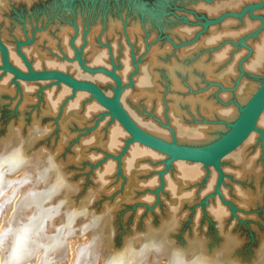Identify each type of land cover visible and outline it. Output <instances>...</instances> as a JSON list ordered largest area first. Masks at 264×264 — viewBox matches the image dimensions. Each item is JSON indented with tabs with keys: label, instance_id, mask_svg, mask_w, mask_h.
<instances>
[{
	"label": "rangeland",
	"instance_id": "374dc122",
	"mask_svg": "<svg viewBox=\"0 0 264 264\" xmlns=\"http://www.w3.org/2000/svg\"><path fill=\"white\" fill-rule=\"evenodd\" d=\"M258 1L260 0H1L0 43L8 52L11 51L20 62L22 68H16L26 72L27 67L17 49L30 64V58L25 52L26 50L30 51V47L34 45L41 33H47L49 36L51 34L50 37H55L58 29H66L69 35L68 47L71 55L67 56L63 51L49 54L51 61L64 64L65 70L45 69L44 67L34 70H57L67 73L78 80L96 85L110 98L115 88L114 81L102 72L91 74L84 71L78 64L76 54L80 56L87 67L103 68L107 71L114 68L117 75V70H120L122 65L121 56L126 52L132 64V71L125 83L121 81V87L126 86L122 89V93L131 89L137 66L146 59L147 51L162 44H170V46L173 44L168 39L173 29H187L193 34L191 40L172 45L174 48H179L181 45L193 44L200 37L212 32L211 30L226 26L233 30L237 29L238 32L245 24V27L241 29L242 33L240 31L233 38H223L217 46L213 47L212 51L216 54L228 47L229 59H235V55L243 50L239 62L245 59L248 61L249 57H252L254 46L251 43H255L253 41L264 33V23L263 25L260 23L262 19H256L259 16L264 19V8L253 11L255 19H251L246 14L241 18H226L213 25L207 24L206 21L215 19L227 11H239L246 4ZM207 6H215L218 11L207 12L205 9ZM108 20L119 23L120 32L117 36H113L115 38L109 36L102 39ZM252 22L254 26L249 29L247 24ZM131 24H137L141 28L138 35L141 38L136 36L137 41H132L130 44L125 30ZM262 27L263 29L256 37L251 35V37L245 38L250 34H257ZM91 33L93 42L89 51L103 52L105 65L90 64L88 53L84 56L86 40ZM114 40H118L116 41L118 42L117 47L112 43ZM41 48L43 47L41 46ZM1 65L0 57V67ZM3 73L0 70V84L4 82L7 90L0 94L2 95L0 96V159H6L17 152L33 161L32 165L29 164L30 162H26L18 167L13 174L6 172V175L19 179L31 174L35 177L43 165L48 168L49 179H51L49 183L53 187H58L45 205H58L62 208L61 213L54 216V222L60 223L64 213H76L74 223L77 227L73 228L74 234L79 231V225H86L91 221L96 223L93 230H88L85 234L76 233L71 238V241L76 240L77 242L75 247L84 243L83 241L88 244L94 240L93 242L97 244L99 261L117 258L129 250L136 251L142 246H149L152 243L159 246L156 248L159 252H151L148 258L140 264H166L174 254L187 261L200 260L206 264L207 262L214 264H264V136L261 137L259 134L257 143L249 151L244 152L242 157L237 156L234 159L232 157L234 152H232L233 154L226 155L220 160V166L225 175L220 187L224 202L216 195L208 198L207 204H203L205 196L214 188L216 172L212 167L206 168L201 165L203 173L200 177L181 187L182 192L191 193L190 199L184 200V202L182 200L178 205L172 206L174 202L165 188V177L169 175L170 180H174L176 176L172 166L176 162L184 163V161L173 162L171 169L163 178L165 186L159 192L157 199L154 191L160 186L158 172L164 168L162 164L164 155L156 158L154 164H149V169L146 168L145 172L138 175L139 183L144 184L150 178H156V184L152 187L144 185L139 190L133 188L132 192L135 190L136 195L132 193L126 195V180L120 163L128 152L121 158L120 163L112 157L121 152L124 140L129 135L126 133L121 136V148L113 151L114 153L103 148L102 145L109 128L113 127L111 117L102 118L101 114L105 111L103 108L92 112L81 125L72 126L70 135L66 136L62 141L63 146L59 148L57 145L60 141L58 124L62 111L69 103L77 101L80 105L77 114L82 116L90 104V96L86 95L77 99L76 94H73L74 97L72 96V90L60 93L61 85H53L51 81L16 79L18 87L12 81L13 74ZM99 75L106 77L108 82L111 81L113 88L100 79ZM263 78L264 73L259 75V83ZM244 79L251 81L252 76L246 75ZM238 82L235 84L233 82L234 93ZM22 83L29 88L30 85L32 86V89L28 91L31 99L28 104L26 103V108H21ZM209 86L214 85L210 84ZM209 86L204 85L205 88ZM49 91H52L54 98L59 96V107L56 115L44 116L41 115L42 108L45 94ZM214 96L216 93L212 92L211 94L210 92L213 101L221 105ZM233 97L228 98L223 106L230 107L235 102ZM127 100L128 98H123L121 94L122 107L138 126L139 120L144 118V120L150 121L148 123H153L157 129L165 131L169 136V141L172 140L170 124L162 117L159 119L150 112H143L140 107H131ZM34 117L36 120L32 121ZM206 122L205 120L197 121L199 124ZM209 122L206 124L210 126L211 124L226 123L218 118ZM224 128L226 131L227 127L224 126ZM94 134H97L101 141L96 145H91L94 148L85 144L86 148L84 143ZM174 136L177 141L175 132ZM218 137L219 135L211 141ZM209 142L195 141L181 145H203ZM108 156L110 157L106 158ZM109 161L116 163L115 171L106 175V183L101 184L99 176L102 174V167ZM25 168H28V171ZM210 180H213V185L208 189ZM26 183L20 186L23 194L30 188V181L29 184ZM49 183L46 189L52 187ZM36 187L40 194L45 185ZM235 189H240L244 194L243 198H239L240 200L237 196L235 197ZM22 193L19 195L22 196ZM19 195L12 198L13 203L17 197L19 199ZM131 197L132 200L129 201ZM230 204L233 206L232 209ZM219 208L223 211L221 216L216 215ZM2 230L5 231V228ZM17 253V250L14 251L15 257ZM11 264H17V262L13 260Z\"/></svg>",
	"mask_w": 264,
	"mask_h": 264
},
{
	"label": "bare ground",
	"instance_id": "6f19581e",
	"mask_svg": "<svg viewBox=\"0 0 264 264\" xmlns=\"http://www.w3.org/2000/svg\"><path fill=\"white\" fill-rule=\"evenodd\" d=\"M205 9L207 12H211L212 10V12L218 11L215 6H207ZM261 19L262 21L260 23L263 25L264 19ZM249 25L247 24L249 29L254 26L253 22L249 23ZM243 27H245V24ZM140 29L141 28H139L137 24H131L126 28L125 35L130 44L132 41H137L136 36L139 35ZM241 29L240 31L242 33L243 31ZM104 30L105 32L103 33L102 39H106V37L109 36H117L118 32H120V25L116 21L108 20ZM236 30L237 29L233 30L230 27L224 26L220 29L211 30L212 32L204 37H200L196 42L193 44L191 43V45H181L179 48H174L172 46L173 44L177 45L180 42L186 40L189 41L193 34L187 29H173L168 37L173 44L171 46L170 44H162L161 46L151 48V50L148 48L150 51H147L146 59L141 61L137 66V71L132 80L131 89L124 91L123 93L121 92L122 97L128 98L127 101H129L131 107H140L143 109V112H150L153 116L159 119L162 117V119L170 124L169 126L172 134L171 141H174L176 144H186L195 141L209 142L216 138L217 135L220 136V134L225 131V124L234 123L239 118L242 108L247 104L248 100L260 84V79H258L259 75L264 73V33L263 35L260 34V37L253 41L255 43H251L254 44V46L251 55L252 57H249L248 61L245 59L244 61L239 62L240 57L242 56L240 54H243V50L235 55V59H229L228 47L227 49L218 51L216 54L212 51L213 47L217 46L223 38L227 39L237 36L240 31L238 30L237 32ZM255 34L256 33L252 34L253 37L258 35ZM50 36L47 33H41L35 40L34 45L30 47V51L26 50L25 53L27 54V57L30 58V64L32 65H30V67L33 70H39L43 67L45 69L65 70L64 64L51 61L49 54L63 51L65 55H71V51L68 47V31L60 28L55 37ZM138 37L141 38L140 36ZM116 41L118 40H114L112 43L117 47L118 42ZM92 42L91 33L86 40V52H84V56L88 53L90 64L105 65V54L103 52L89 51ZM243 42L244 40L242 43ZM41 46L43 48H41ZM7 54L10 64L12 66L14 65L13 67L22 68L20 62L11 51H7ZM121 58V69L117 70V75L119 77L116 75L120 81V86L121 81L122 83H125L132 71V64L127 57L126 52L122 54ZM249 74L252 76L251 81L244 79V77ZM99 78L107 82L110 87L113 86V83L111 81L108 82L106 77L99 75ZM237 81L239 82L234 93L233 85ZM22 84L21 108H26V105L31 99L28 91L32 89V86L30 85L29 88L26 84ZM56 84L61 85L60 93L72 90L73 94H76L77 99L83 98L86 95L91 98L90 104L86 107L85 113L82 114V116L77 114V111L80 108L77 101H72V103H69V105L62 111L60 115L61 119L58 124L60 141L57 145L60 148L63 146L62 141L67 135H70L69 133L72 126L76 125L77 127V125H81L92 112H96L103 107L86 92L74 90L62 83L56 82ZM210 84H213L214 86H209ZM204 85H208L209 87L205 88ZM5 88L4 82H2L0 84V94L6 92L7 89ZM213 88H215V90H213ZM210 92L211 94L212 92L216 93L214 98H217L221 105L213 101V98L210 97ZM230 95H233L234 97ZM230 97H233L235 102L230 107L226 108L223 105ZM58 102L59 96L54 98L52 91H49L45 94L44 106L42 108L43 111L42 114H40L44 116H50V114L56 115L59 107ZM31 103L32 101L30 104ZM216 118L226 123L219 125L211 124V126L206 124ZM34 120H36L35 117L32 121ZM115 120L112 119L113 127L109 128L105 142H103L104 144L102 145L106 151L110 152L121 148V136H124L127 133L121 124ZM198 120H205V122H207L199 124L200 122L197 123ZM139 122L140 123L137 122L139 127L143 128L145 131L147 130L146 132L149 134H152L161 140L171 142L169 141L168 134L165 131L157 129L153 123H148L150 121L144 120L143 118L141 121L139 120ZM263 129L264 110L256 121V131H252L248 135L246 140L233 151L234 154L231 152L233 154L232 157L234 159L237 156L242 157L244 152L249 151V149L257 143L258 135L262 133L263 135H260L264 136ZM227 130L228 128H226V131ZM174 132L177 135V141ZM99 141L101 140L98 138V135L94 134L90 136L84 145H96ZM91 147L94 148V146ZM127 152L128 153L122 161L120 159L121 163L119 160L115 159V157H112L122 166L121 171L126 180L125 194H135V190V193L132 192L133 188L139 190V188L144 185L148 187L154 186L157 181L156 178H150L149 181L143 184L138 182V175L145 172L147 170L146 168L149 169V164H154V160L164 154L140 143H134ZM242 159L245 160V158ZM112 161L105 163L102 167V174L99 176L101 184H104L106 175L112 173L115 169L114 167L116 163H113ZM26 162H30L29 164L31 165L33 164V161H30L29 158L22 156L17 152L8 156L6 159H0V264H11L13 260H15L17 264H140L148 258L151 252H159L156 249L157 247L159 248V246H155V244L151 243L149 246H142L136 251L129 250L127 253L118 256L117 258L107 261H99L97 244L93 242L94 240L88 244L83 241L84 243L75 247L77 242L76 240L71 241V238H73L76 233L85 234L88 230H93L96 227L95 221H91V223L89 222L86 225H79V231L75 234L73 228L77 227L74 223L77 215L76 213L62 214L60 223L56 224L57 222H54V216L61 213L60 211H62V208L58 205L53 206L50 204L48 206L45 205V203L52 198L51 196L55 193L58 186H54V188L49 183V181L51 182V179H49V171L45 165L37 171L35 177L32 176V174L30 176L25 175L27 172L22 179L6 175V172L13 174L17 171L18 167H21ZM185 162L187 161H184V163L176 162L172 166L174 167L176 176L174 180H170L169 175L165 177V188L168 190V194L172 197L174 202L172 203V206L178 205L182 200L184 202V200L190 199L191 193L182 192L183 189L181 187L195 181V179L199 178L203 173V168L201 167L203 164ZM205 167L207 168L209 166ZM29 181L30 188L23 194V190L20 189V186L22 184L25 185L26 182V184H29ZM48 183L52 187L50 186L51 188L46 189ZM37 185H45L40 194L37 192ZM212 185L213 180H210L208 189L211 188ZM19 193H22V196H20L21 194L19 195ZM234 194L238 199L243 198L244 195L240 189H235ZM17 195L20 197L19 199L17 197L18 200L16 199L13 203L12 198ZM248 197L250 196L248 195ZM130 200H132V197L129 198V201ZM222 214L223 211L220 208L217 209L216 215L221 216ZM56 225L60 226L57 227ZM4 228L5 231L2 230ZM16 250L18 253L15 257L14 251ZM166 264L206 263L201 262L200 260L187 261L181 256L174 254ZM207 264L214 263L207 262Z\"/></svg>",
	"mask_w": 264,
	"mask_h": 264
},
{
	"label": "water",
	"instance_id": "95a60500",
	"mask_svg": "<svg viewBox=\"0 0 264 264\" xmlns=\"http://www.w3.org/2000/svg\"><path fill=\"white\" fill-rule=\"evenodd\" d=\"M263 8L264 0H260L255 3L246 4L239 11L224 12L217 18L207 20L206 22L207 24L213 25L221 22L226 18H241L246 14L251 19H255L256 16L252 15L253 11L261 10ZM256 19H261V17H256ZM262 29L263 27L261 28V30ZM261 30H259L257 34H259ZM251 35L252 34L246 36L245 38L251 37ZM240 45L244 46L243 44ZM17 51L19 53V56L22 58L25 66L27 67L26 72L21 71L10 64L8 60L7 50L0 43V56L2 64L0 70H2V72L4 73L9 72L13 74L14 78L12 79V81L16 86L19 87L18 83H16V79H21L24 81H51L53 82V85H58L56 84V82L65 84L66 86L71 87L74 90L83 91L91 95V97L94 98L105 110L101 114L102 118H104L105 116H110L111 119H116L121 124V126L127 131L129 136L124 140V146L121 152L117 156H115V159L119 160V162L121 157L127 153L130 146L134 143L143 144L164 154L165 158L162 161L164 168L163 170L158 172L160 186L157 187L154 191L157 199L159 196V192L164 188V176L171 169L173 162H175L176 160H182L187 162L200 163L204 166L212 167L216 172L215 185L212 191L208 193L203 199V204H207L208 198L214 197L216 195H218L221 198L222 202H224L223 197L220 193V187L223 184L225 175L220 167V160L224 156L236 150L246 140V138L252 131H256V121L264 110V78L260 82L256 91L248 100L247 104L242 108L239 118L233 124L226 125V127L229 128L227 131H225L217 139L203 145H181L176 144L174 141L167 142L161 140L149 134L148 132L140 128L130 118V116L126 113L120 103V94L122 92V89L126 86H120V81L115 74L114 68H112L111 71H107L103 68H89L83 63L80 56L76 54L78 64L84 71L91 74L102 72L115 82L113 97L108 98L104 94V92H102V90H100V88H98L96 85L90 82L78 80L67 73L57 70H33L30 67L28 61L24 58V55H22L18 49ZM109 157L110 156L106 158ZM232 207L233 206L231 205V209Z\"/></svg>",
	"mask_w": 264,
	"mask_h": 264
}]
</instances>
